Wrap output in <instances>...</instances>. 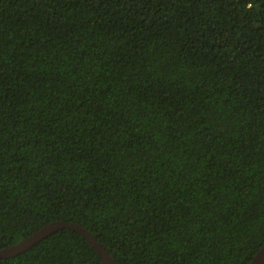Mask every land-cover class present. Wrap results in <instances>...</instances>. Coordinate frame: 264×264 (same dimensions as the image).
<instances>
[{
  "label": "trees",
  "instance_id": "1",
  "mask_svg": "<svg viewBox=\"0 0 264 264\" xmlns=\"http://www.w3.org/2000/svg\"><path fill=\"white\" fill-rule=\"evenodd\" d=\"M62 221L117 264L264 245V0H0V250ZM0 264H104L63 228Z\"/></svg>",
  "mask_w": 264,
  "mask_h": 264
},
{
  "label": "water",
  "instance_id": "2",
  "mask_svg": "<svg viewBox=\"0 0 264 264\" xmlns=\"http://www.w3.org/2000/svg\"><path fill=\"white\" fill-rule=\"evenodd\" d=\"M63 228L73 229L79 232L80 234H82L91 244V246L95 249V251L98 253L99 257L103 260L104 264H117L115 260L108 254L105 248H103L101 244H99L95 240V238H93V236H91L89 232H87L86 229H84L78 224L62 222V221H56L47 224L43 226V228H41L39 231L35 232L31 237L26 238L23 241H20L19 243L11 246L10 248L0 250V258H4V257L6 258L24 253L32 246L36 245L37 242H39L47 235L52 234L56 232L58 229H63ZM249 264H264V245L257 252V254L254 256V258L251 260Z\"/></svg>",
  "mask_w": 264,
  "mask_h": 264
}]
</instances>
